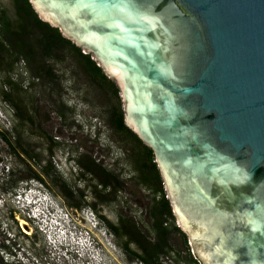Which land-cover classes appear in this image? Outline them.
I'll return each instance as SVG.
<instances>
[{
	"label": "water",
	"instance_id": "95a60500",
	"mask_svg": "<svg viewBox=\"0 0 264 264\" xmlns=\"http://www.w3.org/2000/svg\"><path fill=\"white\" fill-rule=\"evenodd\" d=\"M120 90L200 264H264V0H30Z\"/></svg>",
	"mask_w": 264,
	"mask_h": 264
},
{
	"label": "rangeland",
	"instance_id": "374dc122",
	"mask_svg": "<svg viewBox=\"0 0 264 264\" xmlns=\"http://www.w3.org/2000/svg\"><path fill=\"white\" fill-rule=\"evenodd\" d=\"M5 12L14 16L12 0H0V14ZM43 65L51 68L54 85L36 77L24 58L10 73L0 70V130L14 137L21 124L17 108L5 101L4 93L13 96L19 109L27 107L24 113L32 112L36 122L21 128L25 147L28 143L36 155L27 167H19V159L0 140V241L5 242L0 264H137L138 258L130 259L123 248L127 240L118 239L108 223L134 221L149 242L157 243L150 217L153 195L138 184L133 163L139 145L111 129L116 104L112 90L94 80L76 52L58 48ZM85 157L118 179L116 200L96 202L93 185L98 181L82 167ZM22 167L19 175L36 172L44 183L22 181L13 192V170L17 174ZM48 167L50 176L45 172ZM67 195L79 207L70 206ZM174 225L179 227L172 220L165 225L172 250L160 262L191 264L189 241L185 243ZM131 249L138 250L133 244Z\"/></svg>",
	"mask_w": 264,
	"mask_h": 264
},
{
	"label": "trees",
	"instance_id": "16d2710c",
	"mask_svg": "<svg viewBox=\"0 0 264 264\" xmlns=\"http://www.w3.org/2000/svg\"><path fill=\"white\" fill-rule=\"evenodd\" d=\"M12 1L14 5V16L10 18L6 12L0 14V70L10 73L16 61H20L24 58L31 71H34L32 73H34L36 77H45L48 83L50 82L49 84L54 85L56 82L54 78L51 77L52 70L49 66L43 65V61H48V59L52 57L53 52L58 48H70L76 52L79 60H81L88 73L93 76L94 80L101 84L103 83L112 90L116 104H114L115 110L111 116V129L119 132L120 135L125 134L126 136L134 138L139 145L135 156H133V163L139 174L138 184L151 191L153 195L150 217L153 221L152 228L155 232L154 238L157 239V243L149 242L141 230L137 228L134 221L125 223L124 219H121L117 226L108 223V228L118 239L127 240L124 249L130 256V259L137 257L139 258L138 260L143 261L145 264H161V262H159V256L161 254H168L169 250H172L166 238L168 229L165 225L169 220H172L174 223H176L177 220L174 216L170 201L167 198V192L165 191L162 176L155 162L153 150L144 145L139 137L125 124L123 103L119 88L106 76L103 69L92 60L91 55L83 54L80 48L63 37L59 29L43 22L33 9L30 0ZM8 83H11V79L8 80ZM4 98L6 99L5 101L13 103L17 108L18 113L16 117L21 124L15 128L14 137L0 130V140L4 141L8 147L11 148L12 152L10 153L19 159L18 162H20V164L18 166L25 165L27 167V164H29L28 161L33 159L36 155L33 154L34 149H32L28 143L26 144L28 147H25L23 142L25 131L21 128H24L26 124L35 125V118L32 116V112H28L27 114L24 113L25 110L27 111V107L19 109L12 95L4 93ZM18 99L22 100L21 98ZM13 140H15V142H13ZM2 161L3 159L0 157V163ZM81 163L82 167L87 171L94 173L98 181L96 185H93V193L96 202L99 204H107L116 200L117 192L120 188L118 179L91 158L85 157ZM23 169V167L20 168L17 174H15L13 170V176L16 177L12 188L13 192L18 188L19 182L22 181L37 179L41 184L44 183V180L40 178L36 172H32L31 174L25 173L23 176L19 175V173H23ZM45 172L48 176L51 175L49 167ZM99 187H101V190H98ZM107 191H109V193ZM65 197L68 198L67 200L70 206L79 207L69 200V195ZM94 209H97L95 205ZM100 219L103 220L104 218L102 217ZM174 231L181 234L185 243L188 242L187 236L176 225H174ZM23 236L27 237L26 235ZM130 242L139 243L142 246V248L139 249L142 253L138 254L137 251H132V249L129 248ZM0 247L1 249L5 248L3 241ZM190 262L191 264H200L193 256H191Z\"/></svg>",
	"mask_w": 264,
	"mask_h": 264
},
{
	"label": "flooded vegetation",
	"instance_id": "af4514ba",
	"mask_svg": "<svg viewBox=\"0 0 264 264\" xmlns=\"http://www.w3.org/2000/svg\"><path fill=\"white\" fill-rule=\"evenodd\" d=\"M132 244H133L134 246H136V248H138L137 253H140V254H141L142 252H140L139 249L142 248V246H141L139 243H137V242H136V243L130 242V243H129V248H131V245H132ZM123 248H124V247H123ZM162 255H163V256H162ZM166 256H167V257H170L169 255L161 254V255L159 256V262H160V258H163V257H166ZM138 259H139V258H138ZM138 261H139V260H138ZM188 261H189V260H188ZM140 262L144 263V262L141 261V260H140Z\"/></svg>",
	"mask_w": 264,
	"mask_h": 264
},
{
	"label": "clouds",
	"instance_id": "9594fccd",
	"mask_svg": "<svg viewBox=\"0 0 264 264\" xmlns=\"http://www.w3.org/2000/svg\"><path fill=\"white\" fill-rule=\"evenodd\" d=\"M72 161H73V160H71V162H72ZM71 168L73 169L72 171L75 173V172H76L75 168L72 167V166H71ZM3 242H4V241H3ZM1 243H2V241H0V246H1ZM4 244H5V242H4ZM1 250H2V249H1V247H0V251H1ZM134 262H136L137 264H139V263H140V264H143V263L140 262V261H134ZM134 262H133V263H134Z\"/></svg>",
	"mask_w": 264,
	"mask_h": 264
}]
</instances>
